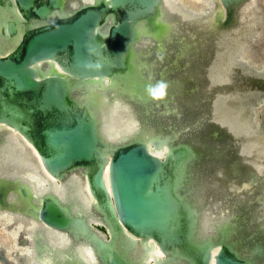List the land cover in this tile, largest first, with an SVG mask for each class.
Here are the masks:
<instances>
[{
  "label": "water",
  "instance_id": "water-1",
  "mask_svg": "<svg viewBox=\"0 0 264 264\" xmlns=\"http://www.w3.org/2000/svg\"><path fill=\"white\" fill-rule=\"evenodd\" d=\"M212 1L194 22L166 0H0V144L47 183L0 176V212L46 228L29 262L264 264V133L236 100L264 78L223 56L254 43L252 0Z\"/></svg>",
  "mask_w": 264,
  "mask_h": 264
},
{
  "label": "bare ground",
  "instance_id": "bare-ground-1",
  "mask_svg": "<svg viewBox=\"0 0 264 264\" xmlns=\"http://www.w3.org/2000/svg\"><path fill=\"white\" fill-rule=\"evenodd\" d=\"M258 1L259 0H252L251 3L241 9L242 22L244 23V20L247 19L250 20V35L252 39L251 42H254L252 43V46H247L244 43L245 37H241V34L238 35L236 32V34L234 33V35L229 39L230 42H227V46H224L225 43L221 45L216 43L214 47L216 48L218 46L220 47L223 45L226 48V50L224 51L225 54L223 55L226 57L225 60L231 61V64L232 62H235L234 66L236 67H240L241 69H247V74L250 76L264 78V57H254L252 54L253 47L255 46V41H260V36L262 34V28L256 30L254 27L255 23L261 25V18L257 14V12L259 13L260 10L258 6ZM166 2L167 9L172 12L171 14L177 16L178 18H185L194 22L202 21L206 14H209L211 8L213 7L212 0H166ZM229 51L231 53L227 54V52ZM223 63V60L221 64L215 58L213 64L211 65V80L214 84H216V76H220L222 74L221 71L223 69L220 66H223ZM225 70L226 67L224 68V71ZM241 77L246 78L244 77V75H241ZM233 80V82H237L242 89L245 88V86H243L244 81H239L238 78H233ZM244 98L245 97L241 96L236 97V100L238 99L239 102L238 108L240 109V111L244 110L246 112L248 110L252 112V118L256 127L259 129V134H263L264 92L260 93L253 91L249 93L248 98L251 100L249 105L246 103ZM237 116L242 117V113H238ZM3 139V142L0 144V176L8 175L9 173H14V175H26L28 178L31 179H34V177H36L35 180L38 184V191L46 190L47 183L45 182V180L41 178L40 175L37 174V176L34 173L33 167L30 166L31 164H26V160L21 158V155L26 154V157H28L29 155L27 156L28 153L21 145V142H19V140L16 138V135L12 134V132H8L3 136ZM28 158L26 159L28 160ZM7 159L9 160V162L7 161ZM41 227L42 226H40L39 224H35V222L32 220L22 219L19 216H13L12 214L7 212H0V253H2L4 257L13 264H33L28 260L32 247L31 234H34L33 232L36 230L44 231L46 229L45 227L44 229H41ZM46 232L47 233H44L45 237L49 239L48 244L56 245V250L57 248L60 249L63 246H67L68 239L65 238L63 234L58 231L52 230H47ZM90 251H86V255L92 258V254H90ZM158 254L159 253L155 254L154 251L151 252V255H149L147 262L152 260L154 256H157ZM44 258L46 259V262L48 264H50L52 259H54L50 255H46L44 256ZM21 260L25 261L22 262Z\"/></svg>",
  "mask_w": 264,
  "mask_h": 264
},
{
  "label": "rangeland",
  "instance_id": "rangeland-1",
  "mask_svg": "<svg viewBox=\"0 0 264 264\" xmlns=\"http://www.w3.org/2000/svg\"><path fill=\"white\" fill-rule=\"evenodd\" d=\"M258 6L260 8L259 10V17L261 18V28H262V34L260 36V41L256 42L255 41V45H260L259 46H255L253 47V56L254 57H260L263 56L264 57V0H259L258 1ZM259 59V58H257Z\"/></svg>",
  "mask_w": 264,
  "mask_h": 264
},
{
  "label": "snow or ice",
  "instance_id": "snow-or-ice-1",
  "mask_svg": "<svg viewBox=\"0 0 264 264\" xmlns=\"http://www.w3.org/2000/svg\"><path fill=\"white\" fill-rule=\"evenodd\" d=\"M152 94L154 96H161L163 95L164 93L160 90V89H156V90H153Z\"/></svg>",
  "mask_w": 264,
  "mask_h": 264
},
{
  "label": "clouds",
  "instance_id": "clouds-1",
  "mask_svg": "<svg viewBox=\"0 0 264 264\" xmlns=\"http://www.w3.org/2000/svg\"><path fill=\"white\" fill-rule=\"evenodd\" d=\"M164 87H165V85L163 83L159 84V89H161V91L163 90ZM149 91H151V89ZM161 96H163V95H161ZM157 97H160V96H157Z\"/></svg>",
  "mask_w": 264,
  "mask_h": 264
},
{
  "label": "flooded vegetation",
  "instance_id": "flooded-vegetation-1",
  "mask_svg": "<svg viewBox=\"0 0 264 264\" xmlns=\"http://www.w3.org/2000/svg\"><path fill=\"white\" fill-rule=\"evenodd\" d=\"M260 28H261V26H260ZM255 46H260V45H255ZM255 46H254V47H255Z\"/></svg>",
  "mask_w": 264,
  "mask_h": 264
}]
</instances>
